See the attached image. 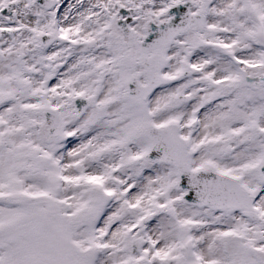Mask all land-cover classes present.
<instances>
[{
    "label": "snow or ice",
    "instance_id": "obj_1",
    "mask_svg": "<svg viewBox=\"0 0 264 264\" xmlns=\"http://www.w3.org/2000/svg\"><path fill=\"white\" fill-rule=\"evenodd\" d=\"M0 264H264V0H0Z\"/></svg>",
    "mask_w": 264,
    "mask_h": 264
}]
</instances>
